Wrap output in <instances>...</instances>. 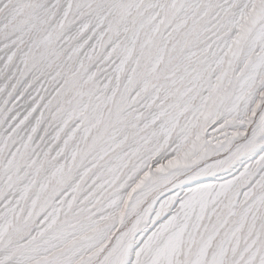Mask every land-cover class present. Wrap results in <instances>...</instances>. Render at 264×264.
<instances>
[{
	"label": "snow or ice",
	"instance_id": "1",
	"mask_svg": "<svg viewBox=\"0 0 264 264\" xmlns=\"http://www.w3.org/2000/svg\"><path fill=\"white\" fill-rule=\"evenodd\" d=\"M0 264H264V0H0Z\"/></svg>",
	"mask_w": 264,
	"mask_h": 264
}]
</instances>
